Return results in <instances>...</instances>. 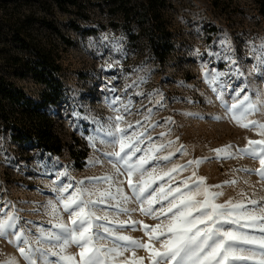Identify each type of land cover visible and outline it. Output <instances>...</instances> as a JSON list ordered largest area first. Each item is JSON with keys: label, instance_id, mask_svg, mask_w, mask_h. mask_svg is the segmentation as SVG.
Masks as SVG:
<instances>
[{"label": "rangeland", "instance_id": "obj_1", "mask_svg": "<svg viewBox=\"0 0 264 264\" xmlns=\"http://www.w3.org/2000/svg\"><path fill=\"white\" fill-rule=\"evenodd\" d=\"M168 3L163 13L173 30L174 48L166 62L159 63L142 41L131 43L123 28L111 26V22L124 21L110 13L104 0H78L76 5H65L66 10L55 0H0V75L42 101L49 87L32 69L41 73L45 57L58 66L53 76L63 86L55 103L44 108L53 133L63 144L60 153L44 151L30 142H15L9 130L0 132V219L15 215L20 230L54 231L45 207L55 202L53 187H75L79 181L90 186V178L111 173L109 158L103 153L114 149L100 140L113 138L99 129H114L117 115L122 117L119 125L125 135L143 133L139 136L141 151L134 159L147 156V171L156 169L154 175H163L189 160L203 158L206 162L196 168L197 175L207 185H223L214 189L223 193L217 202L245 196L264 202V183L258 176L236 171L257 169L258 161L246 156L224 158L226 153L217 159L215 151L230 146L229 151L236 153L248 147V141L262 139L257 130L237 126L224 107L244 95L253 101L264 100V17L257 11V0ZM13 57L28 63L24 78L12 74ZM217 74V81L212 82ZM42 75L48 78L44 72ZM258 108L248 119L264 123V107L258 104ZM154 145L160 150L155 151ZM170 153L169 160L159 159ZM82 154L86 157L81 158ZM191 171L172 173V187H182L180 181ZM232 180L237 182L225 183ZM166 182L167 177L158 183ZM123 187L128 193L127 183ZM128 207L137 208L132 220L150 226L158 222L141 215L137 204ZM108 211L111 215L113 210ZM60 215L67 222L62 209ZM117 218L128 219L123 214ZM113 227L119 234L146 240L139 226L137 230ZM10 239L15 238L0 239V259L14 257L17 264H25ZM68 251L77 253L78 249ZM137 254L147 255L144 251Z\"/></svg>", "mask_w": 264, "mask_h": 264}, {"label": "snow or ice", "instance_id": "obj_2", "mask_svg": "<svg viewBox=\"0 0 264 264\" xmlns=\"http://www.w3.org/2000/svg\"><path fill=\"white\" fill-rule=\"evenodd\" d=\"M261 47L264 48V42ZM261 62L264 63V58ZM218 75L212 77V82L217 81ZM239 96L237 92L236 97ZM258 104L264 107V100L253 101L244 95L224 107L237 126L257 130L262 139L248 141V147L236 153L229 151L230 146L215 151L217 159L221 153H226L224 158L246 156L258 161L260 167L257 169L236 171L255 174L264 183V123L248 119L260 110ZM121 119L119 115L115 117L114 129L111 126L99 129L113 138L100 140L114 149L103 153L109 158L111 173L90 178V186L79 181L75 187L71 184L53 187L55 202L50 201L45 207L54 231L39 229L31 233L26 227L20 230L18 218L5 214V218L0 219V239L14 237L9 242L17 245L25 264H38V261L39 264H145V261L147 264H264V235L250 234H264V202L246 196L243 200L217 202L223 193L214 189L223 185H207L205 178L197 175L196 168L206 162L203 158L189 160L187 165L173 167L163 175H154L156 169L147 171L145 165L150 162L147 156L134 159L141 151L138 145L143 133L125 135L126 130L119 125ZM153 149L160 150L155 145ZM171 155L159 159L169 160ZM189 168L191 175L180 181L182 187H172V173ZM165 177L168 182L159 184ZM125 183L130 195L125 192ZM154 184L158 186L153 187ZM239 195L244 196L243 193ZM130 203L138 205L141 215L158 222L150 226L132 220L131 214L137 208L130 209ZM156 204L161 207L156 209ZM61 209L67 214V222L61 218ZM109 209L113 210L111 215ZM119 214L128 219L119 220ZM113 225L132 230L139 226L146 240L119 234ZM71 247L78 252H69ZM139 251L147 255L139 256ZM50 257L55 259L50 260ZM0 264H17V261L14 257H6L0 259Z\"/></svg>", "mask_w": 264, "mask_h": 264}, {"label": "trees", "instance_id": "obj_3", "mask_svg": "<svg viewBox=\"0 0 264 264\" xmlns=\"http://www.w3.org/2000/svg\"><path fill=\"white\" fill-rule=\"evenodd\" d=\"M77 1L55 0L62 10H66L65 5H76ZM104 2L110 13L121 16L124 21L111 22V26L123 28L131 43L142 41L155 61L166 62L174 48L173 30L163 13L169 6L168 0H104ZM257 3V11L264 17V0H257ZM74 27L79 29L76 24ZM12 61L14 67L12 74L24 78L30 68L28 63L21 64L19 57H13ZM41 64L45 65L41 73H38L37 68H33L32 72L49 87V90L43 93L42 101H36L14 82L0 75V132L9 130L11 139L15 142H30L44 151L57 154L61 152L63 144L53 133L50 118L44 112V108L55 103L57 95L63 92V86L62 82L55 80L53 76L58 66L45 57ZM43 72L47 79L42 75ZM85 157V154H82L81 158Z\"/></svg>", "mask_w": 264, "mask_h": 264}]
</instances>
